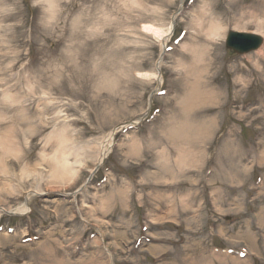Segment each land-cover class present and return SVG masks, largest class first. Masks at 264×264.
<instances>
[{"label":"rangeland","instance_id":"1","mask_svg":"<svg viewBox=\"0 0 264 264\" xmlns=\"http://www.w3.org/2000/svg\"><path fill=\"white\" fill-rule=\"evenodd\" d=\"M254 1L0 0V210L34 195L27 213L0 212V264H264V45L226 46L231 30L264 37ZM215 18L224 36L197 76L193 50L210 42L199 28ZM147 27L170 34L161 82L163 40ZM194 83L189 121L202 133L187 131L181 175L166 136Z\"/></svg>","mask_w":264,"mask_h":264},{"label":"bare ground","instance_id":"2","mask_svg":"<svg viewBox=\"0 0 264 264\" xmlns=\"http://www.w3.org/2000/svg\"><path fill=\"white\" fill-rule=\"evenodd\" d=\"M210 1H211L210 2L211 5H213L215 3V0H210ZM235 1L236 0H229V3H232L233 4ZM211 5L208 6V12L209 13H212L215 10V8L212 6L214 9H212L210 11V6ZM253 5H255L256 9L259 10L261 7H264V0H256V1L253 2ZM215 11H216V13L218 15H221L220 14V11H217V10H215ZM259 16H260L259 14L256 15L257 18H259ZM216 19L220 20L219 18H215V20L212 21L208 25V28L205 25H201L200 28H199V34H203L204 36L206 35L207 37H209V40H207V41H210L211 40L212 43L213 42H219L220 40H222V38L224 36L225 27L222 26L221 23H216ZM238 23L241 24L242 23V20H238ZM242 27L243 26H241V28ZM146 29L147 30H150L153 33H155L158 36H160V39L163 40L162 41L163 42L162 43V47H163V50H164L165 47L168 45L169 35L170 34L168 33V34L165 35V34L162 33L161 30H158V29H156L154 27H147ZM171 29H172V26H171ZM258 29H260V28L258 27ZM211 41L209 42V44H207V43L206 44H201L199 46V48H196L195 51L193 50V53H194L192 55L193 56V60H192V63L193 64H191L190 68L197 73V76H199V75L202 76L201 74H205L207 72L209 66H210V63L204 61L205 55H206V51H205L206 49H204V48L209 47L211 45ZM261 56H264V52L262 53ZM161 63L162 62H160V61L158 62V64H157V73L154 74V76H153L159 82H161V80H162L161 73H160ZM258 76L261 77L262 76L261 73H259ZM147 77H149V76L147 75ZM245 84L246 83H244V85ZM111 88H112V86H111ZM196 90H197V85H196V83H194V87L192 86V91L188 94V101H187L188 105H185L184 110H183L182 118L180 120H178L179 126L176 127V128H174V129L172 128V129L167 130V132L169 134L166 136L167 137L166 140L168 142L175 143L176 144L175 147H178L179 146L178 147V149H179L178 150V153H180V156H179V158L177 160V163H176L175 167L177 168V170H179L178 172L181 175H184L186 173V172H183L182 171V170H184V166L186 165V162L188 160H191L193 158V153L191 152L192 157H188V155L187 154L185 155V153L183 151L185 149L181 146V144L184 143V141H185L186 145H190L191 144L190 143L191 141H188L187 138L185 139V137L190 134V133H187V131L188 132L190 130L193 131L194 137L195 138L198 137V139L201 140V135L200 134H197L196 133V130L199 133H202V130L194 129V126L189 121V118H190L189 109L192 107L193 103L200 102L201 99L199 97L202 96V94H200L199 92H196ZM19 119H21V121H20L21 123H19V124H25V125H27L28 126V128H27L28 131L32 130V125L28 121V119H26V118H19ZM135 123L136 122L130 121L129 123H127V124H125L123 126H120V130H124L126 127H128L130 125H133ZM115 133H116V130L115 129L111 130L106 135V138L103 141L102 147H101V149L99 151V163L100 164L106 158H108V156L113 151V144H114V139H115ZM193 134H191V135H193ZM0 137H1V135H0ZM152 137L153 136H151V138ZM159 143H161V142H159ZM0 145H3V143H1V139H0ZM154 145H155V143L153 142V143H151V145H148L149 147H147V148H150L152 146L154 147ZM172 145H174V144H172ZM134 146L135 145L133 144L132 147H134ZM133 152H134V154H137L138 155V152L136 150L132 149V148L130 149L129 155L130 156H133ZM194 162H196V159H194ZM63 170H67V172L65 171V174L71 173L74 176L76 175V172H77L76 170L73 171V169L71 168L70 164H68V166L65 167V169L62 168V171ZM161 170H162V172L167 173V174H170V172L172 171L171 167L170 168L169 167H165V165H161ZM172 173H174V172L172 171ZM32 174H33V171H29L27 173V175H32ZM68 175L69 174H67L66 176H63V177H67V178H63V180H66V181L67 180H70L71 177H72V175L71 176H68ZM56 177H58V176H56ZM57 183L58 182H54L53 183V184H55L54 187H58L57 186L58 185ZM122 194L124 196L126 195L125 192H123ZM33 197H34L33 194H27L26 197H25L24 203L20 207H18L15 210L11 211V213H13V214H25V213H27L28 212V209H29V205H30ZM111 197L114 198L115 195H112L109 198H111ZM181 201H183V209L186 208L187 205L184 203V200H181ZM3 211L6 212L5 210H0L1 213ZM8 212L9 211H7V213ZM219 232L222 233V229H220ZM242 236L245 237L247 240H249V238H250L249 233H244ZM3 238H7L8 239L9 237H8V235L4 234L3 235ZM114 244L116 246H119L116 242H114ZM251 255H253L252 252H251ZM215 260H218L220 263H224V264H226L228 261L229 262H232V264H245V260H241V259L233 258V257H230L229 259L228 258H225V257H222V258L216 257L215 259H213V260H211L209 262H206L205 264H213L215 262ZM191 262H193V264H197L198 263L195 259H193ZM53 264H72V263H70V262L66 263V261H64V260H61V261L58 260L57 262H55ZM76 264H80V263H76ZM83 264H85V263H83ZM91 264H96V263L93 262ZM97 264H101V263L98 262Z\"/></svg>","mask_w":264,"mask_h":264},{"label":"water","instance_id":"3","mask_svg":"<svg viewBox=\"0 0 264 264\" xmlns=\"http://www.w3.org/2000/svg\"><path fill=\"white\" fill-rule=\"evenodd\" d=\"M263 44V38L256 34L231 31L227 38V46L243 54L258 49Z\"/></svg>","mask_w":264,"mask_h":264}]
</instances>
